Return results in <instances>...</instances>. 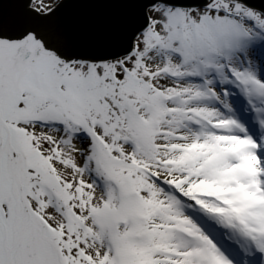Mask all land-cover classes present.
I'll return each mask as SVG.
<instances>
[{
    "label": "snow or ice",
    "instance_id": "obj_1",
    "mask_svg": "<svg viewBox=\"0 0 264 264\" xmlns=\"http://www.w3.org/2000/svg\"><path fill=\"white\" fill-rule=\"evenodd\" d=\"M0 264H264V0H0Z\"/></svg>",
    "mask_w": 264,
    "mask_h": 264
}]
</instances>
